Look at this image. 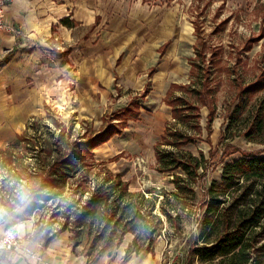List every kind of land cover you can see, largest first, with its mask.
I'll list each match as a JSON object with an SVG mask.
<instances>
[{
	"label": "rangeland",
	"instance_id": "obj_1",
	"mask_svg": "<svg viewBox=\"0 0 264 264\" xmlns=\"http://www.w3.org/2000/svg\"><path fill=\"white\" fill-rule=\"evenodd\" d=\"M122 1L129 6L143 2L152 6L178 7L172 14L190 28L188 42L170 46L168 61L162 60L155 47L156 58H151L150 63L160 69L153 76L155 80L149 78L151 70L147 69L149 64L143 49L133 47L131 41L132 47L130 43H124L123 48L113 53L121 54L128 66L137 67L141 72L137 77L139 85H133V80L127 76L125 85L117 87L115 82L108 89L104 82V86L89 82V74H79L76 82L64 84L57 105L49 108L47 117L35 115V120L18 129L23 132L20 147L0 152V211L8 214L12 209L24 208L28 198L39 195L29 182L37 179L32 174L36 156L42 158V167L46 165L43 168L48 172L49 167L58 164L79 143H88L101 134L107 135L106 131H114L115 135L108 141L97 143L93 156L84 161L87 169L80 171L77 179L70 182L64 196L33 213L41 239L47 235L51 237L67 226L64 233H70L74 246L76 236L72 230L78 211L73 205L77 203L80 191L88 193L82 196L81 207L91 198L95 174L102 177L109 172L121 175L134 193L153 188L167 192L175 190L171 184L173 174L160 171L156 156L158 146L174 149L163 142L166 128L171 127L186 131L192 137L193 142L182 149L194 156L205 155L204 168L200 169L196 181V200L190 201L177 222L162 217L163 223L158 226L161 232L151 246L163 245L164 264L169 260H174L175 264H221L220 260L207 263L199 257L204 245L199 228L203 216L201 207L207 200L212 182L221 181L226 164L245 155L264 156V130H252L264 101V0ZM122 19L127 26L128 18ZM127 34L129 31L116 33L118 40ZM122 41L129 42V39ZM109 63H115L112 57ZM247 88H252L251 92L243 95ZM198 91L204 93L203 100L198 97ZM179 97L198 108L197 111L179 113L191 116L199 113V127L192 129L190 124L189 127L181 120H174L173 109L179 104L173 105V101ZM243 103L246 106H242ZM25 165L29 170L24 168ZM80 183L83 187L79 189ZM22 219L21 216L19 220ZM97 235L96 231L91 240ZM110 236L111 233L96 242L97 247L93 250H90L92 242L87 244L86 240L82 247H74L75 252L89 254L88 259H94L120 248L127 236L132 240L129 247L138 238L134 250L151 247L146 232L140 229L137 233H126L122 245L114 242V247L105 251Z\"/></svg>",
	"mask_w": 264,
	"mask_h": 264
},
{
	"label": "crops",
	"instance_id": "obj_2",
	"mask_svg": "<svg viewBox=\"0 0 264 264\" xmlns=\"http://www.w3.org/2000/svg\"><path fill=\"white\" fill-rule=\"evenodd\" d=\"M121 1L13 0L7 6L5 19L18 32H0V150L21 137V125L30 124L35 115L46 116L49 108L57 105L61 87L76 82L79 74H89V82H104L108 89L115 82L117 87L125 85L127 76L133 85H139L137 77L141 72L137 67L128 66L121 54L113 53L124 43L132 47V41L133 47L143 49L147 69L151 70L149 78L154 79L160 72L150 64L151 58H156L155 47L162 60L168 61L170 46L188 42L190 28L172 14L178 7L143 2L129 6ZM123 17L128 18L127 26ZM64 20L74 26H65ZM123 31L130 34L118 40L116 33ZM124 38L129 42H123ZM110 57L115 63H109ZM9 229L19 243L15 264H164L161 243L151 251L127 253L132 241L129 236L110 254L88 259L75 252L69 232L41 239L27 206L8 214L0 211V242Z\"/></svg>",
	"mask_w": 264,
	"mask_h": 264
},
{
	"label": "trees",
	"instance_id": "obj_3",
	"mask_svg": "<svg viewBox=\"0 0 264 264\" xmlns=\"http://www.w3.org/2000/svg\"><path fill=\"white\" fill-rule=\"evenodd\" d=\"M62 23L67 27L74 26L69 20H64ZM194 66L195 63L192 68ZM252 88H247L243 95H248ZM202 94H204L202 91H198V97L203 100ZM173 103V105L179 104L173 109L174 120H181L188 126L190 124L192 129L199 127V113H194L193 116L180 114L185 111H197L195 105L180 97L174 99ZM245 104L243 103L242 106H246ZM259 110L260 113L253 123L252 130L262 131L264 101ZM111 127L115 129L114 126ZM105 133L107 135L101 134L88 143L76 145L68 156L49 167L48 172L43 168L46 165L42 167V158L36 156L38 159L32 174L37 176V179H31L29 182L33 184L34 189H37L39 195L24 202L27 204L29 215L64 196L70 182L77 179L80 171L87 169L84 161L88 156H93L97 143L106 142L109 137L115 135V132L112 133L110 130ZM22 136L0 152L20 147ZM163 139L166 143L164 145L172 146L174 149L165 150L162 149V145L158 146L156 156L160 171L173 174L171 184L174 185L175 190L167 192L164 189L153 188L148 192L134 193L121 175L109 172L102 177L101 174H95L91 198L81 207L82 196L87 192L80 191L78 204L73 205L78 211L75 214L76 225L72 230L76 236L75 248L82 247L87 240V244L92 242L90 250H93L97 247L96 242L111 233L104 246L106 251L114 247V242L122 245L126 233H137L140 229L146 232L148 244L151 246L161 232L158 226L163 223L162 217L171 222L180 220L181 215L188 209L190 201H195L197 198L195 185L200 176V169L204 168L205 155L194 156L182 149L184 145L193 142L186 131L167 127ZM24 168L29 170L26 165ZM223 169L221 181L212 182L207 191V200L201 207L203 216L199 228L200 239L204 245L199 257L207 263L220 260L221 264H264V156L245 155L235 162L226 164ZM87 177L88 175H86V185ZM82 187L83 183H80L77 188ZM67 229V226L64 227L53 236H48L47 240L66 232ZM96 231L98 235L92 241L91 238ZM117 235H119L118 239ZM137 239L134 245H137ZM134 245L129 247L127 253L138 254L143 250L151 251L154 247L147 249L140 247L139 250H134ZM16 256V250H1L0 264H15L13 261Z\"/></svg>",
	"mask_w": 264,
	"mask_h": 264
},
{
	"label": "built area",
	"instance_id": "obj_4",
	"mask_svg": "<svg viewBox=\"0 0 264 264\" xmlns=\"http://www.w3.org/2000/svg\"><path fill=\"white\" fill-rule=\"evenodd\" d=\"M13 0H0V32H10L16 33V30L13 25L7 22L4 16V11L9 4H11ZM5 238L0 242V250L2 251H10V250H18V238L16 234L12 231V229L7 230ZM167 264H175L174 260H169Z\"/></svg>",
	"mask_w": 264,
	"mask_h": 264
}]
</instances>
